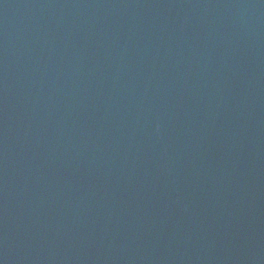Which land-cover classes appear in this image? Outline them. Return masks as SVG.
<instances>
[{
	"label": "water",
	"instance_id": "water-1",
	"mask_svg": "<svg viewBox=\"0 0 264 264\" xmlns=\"http://www.w3.org/2000/svg\"><path fill=\"white\" fill-rule=\"evenodd\" d=\"M0 264H264V0H0Z\"/></svg>",
	"mask_w": 264,
	"mask_h": 264
}]
</instances>
